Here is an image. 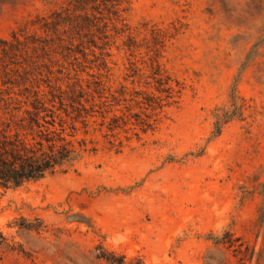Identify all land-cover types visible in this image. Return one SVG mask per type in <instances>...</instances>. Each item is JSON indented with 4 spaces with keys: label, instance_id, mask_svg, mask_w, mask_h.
Masks as SVG:
<instances>
[{
    "label": "rangeland",
    "instance_id": "374dc122",
    "mask_svg": "<svg viewBox=\"0 0 264 264\" xmlns=\"http://www.w3.org/2000/svg\"><path fill=\"white\" fill-rule=\"evenodd\" d=\"M3 137L79 156L0 188V264H264V0H0Z\"/></svg>",
    "mask_w": 264,
    "mask_h": 264
},
{
    "label": "trees",
    "instance_id": "16d2710c",
    "mask_svg": "<svg viewBox=\"0 0 264 264\" xmlns=\"http://www.w3.org/2000/svg\"><path fill=\"white\" fill-rule=\"evenodd\" d=\"M154 90L158 94H166L167 99H173L174 94L179 95L181 89L174 88L171 84L172 80L168 76H161L159 71H153L151 74ZM178 86V83H176ZM147 108L152 110L161 109L162 105L159 101L151 97H146L143 102ZM148 127V123H142ZM219 134V129L216 130L215 136ZM44 145L39 142V148L29 147L28 144L15 138L8 141L3 137L0 139V188L2 189H17L21 186L37 182L43 179L48 174H54L57 171H65L67 167H71L79 156V152L68 147V143L64 139H45ZM81 149V147H80ZM76 222L83 224L80 217ZM91 228L90 223H84ZM20 229L31 231L34 230L29 226L20 227ZM5 244V238L0 233V246ZM106 264H140L139 261L126 262L124 256L116 257L115 254L108 253L104 257H97ZM115 259V261L113 260Z\"/></svg>",
    "mask_w": 264,
    "mask_h": 264
}]
</instances>
